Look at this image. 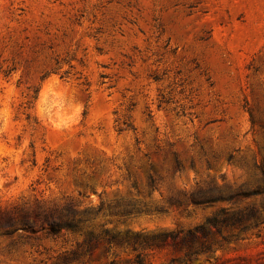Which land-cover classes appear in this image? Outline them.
<instances>
[{"label":"rangeland","instance_id":"rangeland-1","mask_svg":"<svg viewBox=\"0 0 264 264\" xmlns=\"http://www.w3.org/2000/svg\"><path fill=\"white\" fill-rule=\"evenodd\" d=\"M262 169L264 0H0V216L68 201L151 209L93 220L124 236L220 207L264 215ZM209 186L249 194L191 202ZM82 239L0 230V264H57ZM133 256L100 242L87 264ZM191 264H264V224Z\"/></svg>","mask_w":264,"mask_h":264},{"label":"trees","instance_id":"trees-1","mask_svg":"<svg viewBox=\"0 0 264 264\" xmlns=\"http://www.w3.org/2000/svg\"><path fill=\"white\" fill-rule=\"evenodd\" d=\"M264 181V169H262ZM264 192V191H263ZM247 191H224L216 186L200 188L191 193L190 200L194 204H214L220 200H232L239 195H247ZM180 202L181 201H176ZM101 202L95 207L78 208L77 204L68 201L51 208L20 209L16 212H5L0 216V230L3 234L12 235L19 230L38 232L46 229L49 235H58L62 230L70 234H81L83 239L76 246L66 250L59 256L57 264H87L100 242L105 243L106 251L112 245L126 247L134 252V256L125 264H153L147 259V251L171 246L174 255L171 264H191L201 255L209 254L216 247L230 239L242 238L254 228L264 224V215L255 207H220L208 215L202 222L188 228L161 231L126 232L124 236L109 233L108 228L97 232L93 229V220L102 213L110 211L120 215H130L150 211L129 201H117L108 208ZM95 264H119L116 259Z\"/></svg>","mask_w":264,"mask_h":264}]
</instances>
